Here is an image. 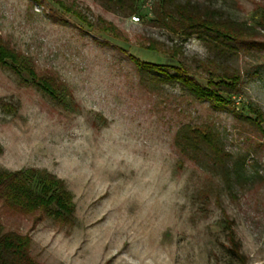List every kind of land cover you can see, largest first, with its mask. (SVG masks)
Segmentation results:
<instances>
[{
    "label": "rangeland",
    "instance_id": "obj_1",
    "mask_svg": "<svg viewBox=\"0 0 264 264\" xmlns=\"http://www.w3.org/2000/svg\"><path fill=\"white\" fill-rule=\"evenodd\" d=\"M134 1L137 20L95 0H0L3 43L59 86L53 98L0 67V170H45L75 207L58 226L0 204L3 231L28 234L37 264H264V0H192L247 31L229 44L239 80L220 108L194 100L173 80L177 60L142 43L179 47L190 62L214 54L153 26L160 0ZM97 17L114 30L82 21ZM201 124L218 133L224 162L176 146L182 126Z\"/></svg>",
    "mask_w": 264,
    "mask_h": 264
},
{
    "label": "trees",
    "instance_id": "obj_2",
    "mask_svg": "<svg viewBox=\"0 0 264 264\" xmlns=\"http://www.w3.org/2000/svg\"><path fill=\"white\" fill-rule=\"evenodd\" d=\"M95 1L104 9L121 16H126V13L132 16L137 14L134 0ZM222 18L220 10L203 3L192 0H160L151 20L153 26L179 34L184 39L195 37L214 55L203 60L192 58L190 62L179 47L164 51L161 43L149 38L143 39L142 43L146 50L176 59L178 65L174 68L173 80L186 89L194 100L206 102L214 108L228 105L230 98L235 95L239 77L238 71L228 64L235 53L234 47L229 44L242 43L247 37V31L241 24ZM82 21L93 30H114L111 24L99 17L95 22ZM0 67L8 68L15 74L22 72L36 88L55 98V90L59 86L53 80L39 77L28 59L9 49L1 37ZM139 70L147 74L152 82L158 80L159 73L155 74L153 69ZM248 112L257 114L251 106L248 107ZM175 143L184 153H190L193 161H198V155H201L211 165H217L224 162L223 156H229L223 152L218 133L206 124L182 126ZM234 168L236 169L235 166ZM229 173L237 177L239 170L227 171L223 174L225 179L229 177ZM0 204L16 214H45L58 226L73 223L75 207L71 194L62 180L45 170H0ZM230 242L235 244L234 254L237 259L240 248L232 232ZM30 245L31 238L28 234L4 232L0 222V264H37L30 256Z\"/></svg>",
    "mask_w": 264,
    "mask_h": 264
},
{
    "label": "built area",
    "instance_id": "obj_3",
    "mask_svg": "<svg viewBox=\"0 0 264 264\" xmlns=\"http://www.w3.org/2000/svg\"><path fill=\"white\" fill-rule=\"evenodd\" d=\"M132 18H133V19H136V20L138 19L137 17H134V16H133Z\"/></svg>",
    "mask_w": 264,
    "mask_h": 264
}]
</instances>
